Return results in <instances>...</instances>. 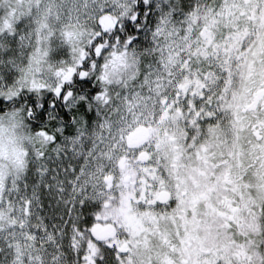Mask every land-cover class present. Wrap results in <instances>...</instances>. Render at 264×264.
Masks as SVG:
<instances>
[{
    "label": "snow or ice",
    "instance_id": "6c2138e0",
    "mask_svg": "<svg viewBox=\"0 0 264 264\" xmlns=\"http://www.w3.org/2000/svg\"><path fill=\"white\" fill-rule=\"evenodd\" d=\"M0 264H264V0H0Z\"/></svg>",
    "mask_w": 264,
    "mask_h": 264
}]
</instances>
